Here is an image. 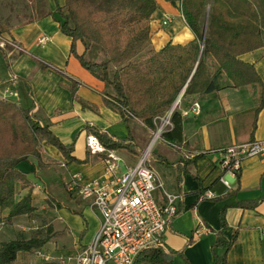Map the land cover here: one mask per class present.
Returning a JSON list of instances; mask_svg holds the SVG:
<instances>
[{"label":"crops","instance_id":"obj_1","mask_svg":"<svg viewBox=\"0 0 264 264\" xmlns=\"http://www.w3.org/2000/svg\"><path fill=\"white\" fill-rule=\"evenodd\" d=\"M65 1L35 0L32 6L29 0H8L9 12L3 15L0 11V23L8 28L0 34V97L30 107L48 120L60 140L66 146H73L74 156L66 158L57 147L43 141L42 156L45 162L51 163L49 167L34 173L35 159L18 164L35 182L36 212L41 213L38 202H46V195L39 194L40 188L50 192L57 203L46 213L50 217L48 225L53 227L50 241L39 250L19 251L12 264H60L62 257L75 255L98 231L101 215L88 201L66 188L65 199L61 200L48 189L46 181L39 180L48 176V170L58 178L62 175L64 185L71 173L83 175L85 181L103 179L102 158L91 154L86 147L84 127L87 124L115 140L126 139L136 151L124 150L136 155L142 148L138 142L146 145L152 134L140 120L130 116L127 121L123 119L120 111L106 100L105 82L85 68L72 52L73 39L62 32L57 11V6ZM5 2L0 0V10ZM157 2L159 7L152 21L153 48L160 49L169 41L186 43L195 38L178 7L165 0ZM165 16L171 18L167 23L162 21ZM42 36L47 37L45 42H40ZM75 48L78 54L86 55L88 50L81 40L75 41ZM240 57L254 63L264 78L263 47ZM40 61L48 65L44 67ZM74 80L78 83L81 101L74 100L68 89ZM189 98L187 107L197 100L201 113L183 114L182 130H173L163 138L171 147L163 146L153 159L158 163V182L163 184L155 192L156 199L163 202V189L182 194L178 214L162 234L164 250L172 255L170 264H184L183 258L190 264H214L213 245L222 237L231 239L236 231L237 239L226 253V264H264V154L246 157L242 161L240 180H233V187L228 190L220 181L222 150L218 147L248 140L252 131L256 140H264V107L254 129L253 111L257 103L249 86H228L217 95ZM166 140L176 142L177 146ZM120 150L123 149L117 151ZM123 158L122 169L137 162L133 155L126 154ZM207 190L215 193L214 199L201 198V193ZM223 208L226 227L222 230ZM8 212V209L0 210V217L4 218L0 222V243L20 236L31 237L39 228L38 217L30 219L20 215L6 219ZM200 222L206 230L196 236ZM220 230L222 234L218 233ZM190 238L193 241L188 243ZM216 251L221 255L225 252L220 247ZM43 252L51 259L45 260Z\"/></svg>","mask_w":264,"mask_h":264},{"label":"trees","instance_id":"obj_2","mask_svg":"<svg viewBox=\"0 0 264 264\" xmlns=\"http://www.w3.org/2000/svg\"><path fill=\"white\" fill-rule=\"evenodd\" d=\"M35 5V0H29ZM178 7L195 38L186 43L169 41L160 49L151 46L152 21L159 5L157 0H66L57 6L60 27L73 39L72 52L82 65L105 82L107 102L127 116L140 120L155 129L154 118L163 115L183 91L182 103L172 116L173 127L164 132L182 130L183 113L190 96L217 95L228 86H249L257 103L253 111L254 124L264 107V78L254 63L240 56L257 48H264V0H165ZM8 28L0 23V34ZM81 40L89 49L96 44L109 57L101 62L88 61L78 54L75 41ZM42 66L48 64L40 61ZM78 83L68 89L72 98L81 101ZM112 88L108 91V88ZM196 101V100H195ZM194 101L191 102V104ZM190 105V104H189ZM87 134H96L109 149L136 151L126 139H113L96 126L87 124ZM253 131L248 140L253 142ZM43 141L57 147L66 158L72 156L73 146H66L52 131L51 123L32 108L0 97V210L8 209L6 219L20 215L35 218L39 215L34 204L35 182L18 164L35 159L36 168H46L43 160ZM176 143V142H174ZM231 144L219 145L222 150ZM204 152L194 155L197 158ZM189 162L186 160V165ZM240 180V172L237 175ZM26 190L24 194L22 192ZM48 207L56 198L43 188ZM225 208L221 212L222 230L226 227ZM0 217V222L3 221ZM222 230L218 233L222 234ZM53 236V227L38 228L31 237L20 236L0 243V264H12L19 251L41 249ZM237 239L220 238L213 245L214 264L227 263V251ZM193 238L188 240L191 243ZM224 248L221 255L216 249ZM171 254L163 246L145 249L135 264H170ZM184 264H190L186 258Z\"/></svg>","mask_w":264,"mask_h":264},{"label":"built area","instance_id":"obj_3","mask_svg":"<svg viewBox=\"0 0 264 264\" xmlns=\"http://www.w3.org/2000/svg\"><path fill=\"white\" fill-rule=\"evenodd\" d=\"M170 20L169 16L162 19L164 23ZM39 40L45 42L47 37L42 36ZM182 95L183 92L163 115L154 118L156 131L151 142L137 162L125 165V169H122L125 160L116 149L107 148L94 133L86 135V147L91 154L102 158L105 176L85 181L83 175L71 173L65 186L67 191L77 192L98 210L101 223L92 241L82 246L75 255L62 257L60 264H135L136 258L145 249L164 246L162 234L178 214L182 194L163 189L164 200L158 201L155 192L159 187L163 188V184L158 182L149 161L159 138H163L164 132L173 126L172 116L182 103ZM201 109L200 102L196 100L182 112L185 116L189 113L198 115ZM166 142L177 146L169 140ZM261 154H264V140L233 143L222 149L223 173L220 181L228 190L231 189L232 181L241 172L242 161ZM215 196L212 190L201 193V198L205 199H214ZM205 230V224L200 222L195 230L196 236ZM42 256L45 260L51 259L45 252Z\"/></svg>","mask_w":264,"mask_h":264},{"label":"rangeland","instance_id":"obj_4","mask_svg":"<svg viewBox=\"0 0 264 264\" xmlns=\"http://www.w3.org/2000/svg\"><path fill=\"white\" fill-rule=\"evenodd\" d=\"M5 1H6L5 2L6 3L5 6L1 7V10H0L3 15H6L9 12V7L11 6V4L9 2H7L8 0H5ZM108 57H109V55L106 54V51L102 47H100V46H98L96 44L92 45L91 48L89 47V49L87 50L86 55H85V59L86 60H88V61H97V62H101V61L107 59ZM154 131H156V128L152 130V134L154 133ZM152 134H151V137H152ZM163 138H159V140L157 141V143L153 147V150L151 151V154H150L149 164L151 165L153 170L156 172L157 176H158V173H157V171H158L157 170L158 163L155 160L153 161V159H154V157L158 156V151L163 146L167 147V148L171 147L170 145L164 143ZM150 142H151V138L147 142L146 145L142 144L141 142H138L137 145H140V147H142L140 152H139V155H136L134 153L132 154V153H130L127 150H124V149L120 150L119 153H120V155L122 157H124L126 154H129V155H133L134 160L138 159L142 155L143 151H145L147 149V147H148ZM46 174H48V176L46 175V177H45V175H44L43 179L42 178L39 179V176H37L38 177L37 179H39L42 183L46 181L48 189L51 190L52 193L56 197H58L61 200H64L67 191L65 189L66 186L63 183V176L59 175L60 177L58 178V177L54 176V173H51V170H48ZM35 176L36 175H33L34 178H35ZM158 178H159V176H158ZM43 191H44L43 188H40L39 189V194H44ZM38 204H39L38 206H39L40 212H41L39 215H37V217H38V225H39L40 228H43V230H45V228L48 226V223H49V220H50L49 219L50 218L49 215H47L46 213L48 212V209H51V208L48 207V204H46V202H44L42 200H41V202H38ZM23 225L24 226H29V224H27V223H24ZM28 231H30V230H28ZM70 243H72V242H70ZM65 251H68V250H65Z\"/></svg>","mask_w":264,"mask_h":264},{"label":"water","instance_id":"obj_5","mask_svg":"<svg viewBox=\"0 0 264 264\" xmlns=\"http://www.w3.org/2000/svg\"><path fill=\"white\" fill-rule=\"evenodd\" d=\"M183 92V91H182Z\"/></svg>","mask_w":264,"mask_h":264}]
</instances>
